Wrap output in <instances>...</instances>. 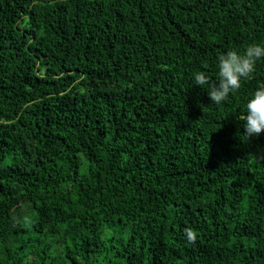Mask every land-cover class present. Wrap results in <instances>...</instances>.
Wrapping results in <instances>:
<instances>
[{"label":"trees","instance_id":"16d2710c","mask_svg":"<svg viewBox=\"0 0 264 264\" xmlns=\"http://www.w3.org/2000/svg\"><path fill=\"white\" fill-rule=\"evenodd\" d=\"M252 44L264 0H0V264H264V60L193 87Z\"/></svg>","mask_w":264,"mask_h":264},{"label":"clouds","instance_id":"9594fccd","mask_svg":"<svg viewBox=\"0 0 264 264\" xmlns=\"http://www.w3.org/2000/svg\"><path fill=\"white\" fill-rule=\"evenodd\" d=\"M262 60L264 45L252 44L243 53L229 50L217 58V82L212 83L205 72H197L193 87L204 90L211 103L219 105L230 94L239 91L241 82L253 75L257 63ZM241 119L243 133L249 140L264 133V84H260L245 101ZM187 236L190 240L196 238L191 230H187Z\"/></svg>","mask_w":264,"mask_h":264}]
</instances>
